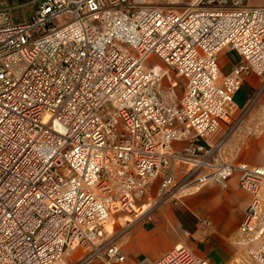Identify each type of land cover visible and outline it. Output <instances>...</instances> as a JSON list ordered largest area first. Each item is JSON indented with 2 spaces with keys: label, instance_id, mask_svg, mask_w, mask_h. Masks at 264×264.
Returning <instances> with one entry per match:
<instances>
[{
  "label": "built area",
  "instance_id": "2783aa9c",
  "mask_svg": "<svg viewBox=\"0 0 264 264\" xmlns=\"http://www.w3.org/2000/svg\"><path fill=\"white\" fill-rule=\"evenodd\" d=\"M162 1L39 0L23 22L0 7V264H64L79 249L73 264L124 262L131 223L236 174L252 195L240 264H264V166L227 154L230 133L258 132L264 6ZM224 51L241 57L228 74ZM250 74L261 85L240 108ZM139 264L207 262L179 245Z\"/></svg>",
  "mask_w": 264,
  "mask_h": 264
},
{
  "label": "crops",
  "instance_id": "0c3cea01",
  "mask_svg": "<svg viewBox=\"0 0 264 264\" xmlns=\"http://www.w3.org/2000/svg\"><path fill=\"white\" fill-rule=\"evenodd\" d=\"M251 6H264V0H249ZM241 57L232 51H224L220 55V66L223 74H228ZM261 79L256 74L246 76L241 89L248 95L245 107L257 94ZM259 105L252 114L255 129L264 122V93L258 100ZM264 142V141H263ZM264 143L258 145L263 152ZM231 160H236L228 153ZM253 166H264V160L244 161ZM252 195L241 188L239 175L227 181V185L211 182L199 191L186 195L179 205L172 202L162 204L154 212L153 220L134 221L126 231L118 236L121 251L125 255L124 262L112 264H139L144 258L157 260L176 246L189 248L197 257L206 260L207 264H240L246 255V249L238 244L242 236L240 228ZM210 221L208 225L205 220ZM85 256L83 251L75 250L63 259L64 264H73ZM85 264H107L94 258Z\"/></svg>",
  "mask_w": 264,
  "mask_h": 264
},
{
  "label": "rangeland",
  "instance_id": "374dc122",
  "mask_svg": "<svg viewBox=\"0 0 264 264\" xmlns=\"http://www.w3.org/2000/svg\"><path fill=\"white\" fill-rule=\"evenodd\" d=\"M39 0H0V7H14V17L18 22L27 21L29 16L35 10ZM157 4H162V0H150ZM161 63V61H159ZM162 64V63H161ZM171 78L177 81V86L175 87V92L177 98L180 99L185 92V84L186 80L181 77H176V75H172ZM164 83L166 86L170 85L168 76L164 77ZM248 95H245V92L242 90L238 96L234 98L235 103L241 107L247 101ZM259 105L258 101L253 105L251 115L248 117L247 125L255 127L253 124L252 114L255 112L256 107ZM264 128V122L262 126L259 128ZM245 128L237 130L236 133H230V140L227 143V151L230 154H233L236 160H244L250 161V158H254L255 160H260L261 162L264 160V147L261 148L263 152H260L258 149V145L264 143V132L257 134L249 135L245 131ZM228 132L227 127L223 125L220 135ZM264 146V144H263ZM128 220H132L133 217H127ZM115 228H121V226L126 225L128 222H125L124 219L114 220ZM82 251V250H78ZM68 256V255H67ZM65 256V257H67ZM64 257V259H65Z\"/></svg>",
  "mask_w": 264,
  "mask_h": 264
},
{
  "label": "bare ground",
  "instance_id": "6f19581e",
  "mask_svg": "<svg viewBox=\"0 0 264 264\" xmlns=\"http://www.w3.org/2000/svg\"><path fill=\"white\" fill-rule=\"evenodd\" d=\"M111 222H112V219H111V221H109V224H112Z\"/></svg>",
  "mask_w": 264,
  "mask_h": 264
}]
</instances>
